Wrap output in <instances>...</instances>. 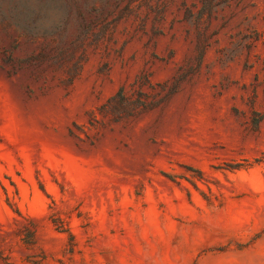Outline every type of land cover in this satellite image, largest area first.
<instances>
[{
	"label": "rangeland",
	"instance_id": "obj_1",
	"mask_svg": "<svg viewBox=\"0 0 264 264\" xmlns=\"http://www.w3.org/2000/svg\"><path fill=\"white\" fill-rule=\"evenodd\" d=\"M105 3L0 0V264H264V0Z\"/></svg>",
	"mask_w": 264,
	"mask_h": 264
},
{
	"label": "trees",
	"instance_id": "obj_2",
	"mask_svg": "<svg viewBox=\"0 0 264 264\" xmlns=\"http://www.w3.org/2000/svg\"><path fill=\"white\" fill-rule=\"evenodd\" d=\"M126 0H106V3L101 10V14H104V18L113 17L116 13V9L124 3ZM137 0H128V4L125 6L121 18L129 17L136 11V2ZM153 0H145V5L147 7L153 8ZM114 4H117L114 7ZM98 11V10H97ZM96 11V12H97ZM87 13H84V18ZM119 20L120 16L115 18V20ZM91 27V26H89ZM89 27L85 26L82 33L79 36H76V33L78 31V28H76V24L73 23L72 17L70 14L67 16V18L60 22L55 28L45 34H35L33 37L35 39H38L39 37H43L45 41L47 42V48L50 49V52L59 53L58 56H65L68 50L73 48L77 45L79 41H81V37H86L87 35H90ZM31 236L34 237L37 230L31 229Z\"/></svg>",
	"mask_w": 264,
	"mask_h": 264
}]
</instances>
